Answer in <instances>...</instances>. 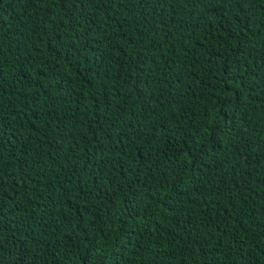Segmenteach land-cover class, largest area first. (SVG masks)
<instances>
[{
  "label": "trees",
  "instance_id": "trees-1",
  "mask_svg": "<svg viewBox=\"0 0 264 264\" xmlns=\"http://www.w3.org/2000/svg\"><path fill=\"white\" fill-rule=\"evenodd\" d=\"M0 264H264V0H0Z\"/></svg>",
  "mask_w": 264,
  "mask_h": 264
}]
</instances>
